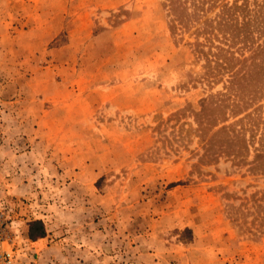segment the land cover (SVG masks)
<instances>
[{
	"label": "rangeland",
	"instance_id": "374dc122",
	"mask_svg": "<svg viewBox=\"0 0 264 264\" xmlns=\"http://www.w3.org/2000/svg\"><path fill=\"white\" fill-rule=\"evenodd\" d=\"M220 93L239 153L200 137ZM263 131L264 0H0L11 264H264Z\"/></svg>",
	"mask_w": 264,
	"mask_h": 264
},
{
	"label": "trees",
	"instance_id": "16d2710c",
	"mask_svg": "<svg viewBox=\"0 0 264 264\" xmlns=\"http://www.w3.org/2000/svg\"><path fill=\"white\" fill-rule=\"evenodd\" d=\"M234 6H230L226 4L224 8L221 10V12L217 15V25L220 28L221 26H229L232 27L233 30H238L239 33L242 34L244 37L245 33L244 30L249 26V19L243 20L241 23L238 22V20L235 19L232 9ZM179 8V7H178ZM213 22V21H212ZM214 29V28H213ZM222 30V29H220ZM232 33V32H230ZM225 33V37H226ZM233 82V80L231 81ZM229 94L226 93H220L219 97L217 98L215 102V108L212 110L211 114L209 115H202L201 119L199 120V124L201 126V134L200 137L204 140L205 146H207V149H210L213 144L216 142V137L218 135H223L221 145L226 144L228 148H231V152H238L236 151L235 147L237 146L240 150L241 148H249L250 142L255 137V134L252 135L251 141L247 140L244 137V128L241 127V129L236 130L233 128V124L226 125V123L229 119V116L226 115V108L235 105L232 104L235 102L233 100L232 103H229L230 100ZM262 106H259L255 111L261 109ZM231 114L236 115L238 111H236L234 106L231 107ZM247 115V116H246ZM245 116L239 118V121H243L245 117H251L253 116L254 122H253V131L254 129L259 126L258 118L261 117L260 113H257L256 115L253 112H250L246 114ZM222 124V125H221ZM221 125V126H220ZM219 126V127H218ZM218 127V128H217ZM227 137H231L232 139H237V142L234 143L233 140L228 141L226 140ZM260 146L261 148H264V131L261 133L260 136ZM252 163H256L257 166H261L264 168V153L257 152L254 154V159ZM45 235V227L42 223V221H33L32 223H29L27 225V236L31 238L32 240H35L38 237H42Z\"/></svg>",
	"mask_w": 264,
	"mask_h": 264
},
{
	"label": "built area",
	"instance_id": "2783aa9c",
	"mask_svg": "<svg viewBox=\"0 0 264 264\" xmlns=\"http://www.w3.org/2000/svg\"><path fill=\"white\" fill-rule=\"evenodd\" d=\"M4 223L3 213L0 211V264H11L9 259L11 258V253L4 250L5 239L2 235V224Z\"/></svg>",
	"mask_w": 264,
	"mask_h": 264
}]
</instances>
